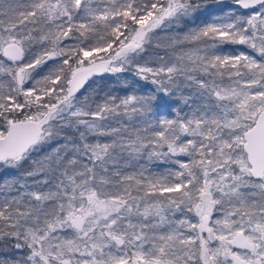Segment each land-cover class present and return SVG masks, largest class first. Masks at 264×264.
I'll return each instance as SVG.
<instances>
[{"label": "snow or ice", "instance_id": "snow-or-ice-1", "mask_svg": "<svg viewBox=\"0 0 264 264\" xmlns=\"http://www.w3.org/2000/svg\"><path fill=\"white\" fill-rule=\"evenodd\" d=\"M0 264H264V0H0Z\"/></svg>", "mask_w": 264, "mask_h": 264}, {"label": "trees", "instance_id": "trees-1", "mask_svg": "<svg viewBox=\"0 0 264 264\" xmlns=\"http://www.w3.org/2000/svg\"><path fill=\"white\" fill-rule=\"evenodd\" d=\"M197 22L199 23L200 21H197ZM231 47H243V46H231ZM245 51H248V50L245 49ZM113 81H114V78H110L109 82H106L107 87L108 88H115V89L120 90V88H121L120 84H117V83H115ZM121 94H122V92H121ZM153 167H157V166L156 165H153ZM165 167L166 166H164V165H160L159 166V170L160 171H163L165 169Z\"/></svg>", "mask_w": 264, "mask_h": 264}]
</instances>
